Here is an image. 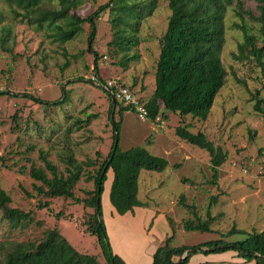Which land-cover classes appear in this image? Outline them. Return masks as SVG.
<instances>
[{"label":"rangeland","instance_id":"obj_1","mask_svg":"<svg viewBox=\"0 0 264 264\" xmlns=\"http://www.w3.org/2000/svg\"><path fill=\"white\" fill-rule=\"evenodd\" d=\"M107 1L78 0L70 13L84 17ZM150 1H138L142 18L133 34L135 43L126 51L108 45L115 36L116 27L108 9L100 14L92 46L98 54L96 72L93 69L94 54L87 49L88 23L82 24L75 37L60 42L48 26L38 28L35 23H29L32 14L29 17L23 15L21 22L20 17L13 16L4 0H0V35L10 30L8 45L11 47L10 51L0 47V91L9 92L0 95V156L4 160V165L0 164V187L11 197L10 207L32 212L33 216V222L27 228L12 229L0 210V242L38 239L43 230L57 225L71 245L95 255L106 264L97 237L82 229L87 219L86 211L91 208L68 200L65 203L62 198L49 200L45 194H38L33 183H40L27 171L32 163L43 166L40 150L45 151L48 160L60 169L64 167L59 159L62 148H72L78 160L89 158L96 165L106 157L112 143V117L108 118L111 101L93 77L98 75L105 81L119 79L140 97L148 98L153 92L161 37L170 10L168 0H153L151 9L147 5ZM240 1L243 18L232 9H228L225 16L220 57L226 70V81L206 120L162 110V117L155 121L149 118L141 121L134 111H124L120 116L115 108L114 120H121L120 148L144 147L151 154L165 157L169 163L162 171L140 170L138 196L151 209L163 212L174 221L173 246L219 238L237 241L250 232L264 229V120L253 109L256 92L264 97V72L252 56L239 55L238 45L243 40V33L237 27L244 25L254 31L257 2ZM42 6L59 8L57 0L44 1ZM135 53L138 58L129 61L125 67V59ZM61 96L64 98L59 105H45L34 99L53 101ZM75 120L80 125H74ZM177 124H189L193 132L203 131L209 140L227 151L214 183L211 182L207 151L175 135ZM110 179L111 169L104 182L106 189ZM90 184L79 180L74 188L75 195L84 197ZM213 196H216L215 201ZM106 198L104 194L101 206L109 230L118 236L116 246L128 247L137 243L140 234L135 224L122 219L117 226L111 225ZM180 198L196 211L180 205ZM45 201H49L50 206L38 205ZM61 207L66 217L58 219L56 212ZM207 212L213 216L212 232L182 228L183 222L195 215L206 220ZM155 226L158 233L164 232L165 226L167 235L172 233L170 225L164 221H157ZM233 228L240 231L230 233Z\"/></svg>","mask_w":264,"mask_h":264},{"label":"trees","instance_id":"obj_2","mask_svg":"<svg viewBox=\"0 0 264 264\" xmlns=\"http://www.w3.org/2000/svg\"><path fill=\"white\" fill-rule=\"evenodd\" d=\"M44 1L52 2L54 0H4L13 16L20 17L19 21L23 22V15L29 17L32 14V20H28V22L35 23L38 28L48 26L54 31V38L60 42L75 37L81 31L82 24L88 23L87 49L94 54L93 69L97 72L98 54L92 46L96 37V21L100 14L108 9L111 21L116 27L115 36L108 42V45H115L126 51L132 43H135L133 34L137 31L142 18L141 4L138 1L144 2L145 0H108L84 17L70 13V9L77 5L78 0H57L59 8L52 7L51 9L42 6ZM256 2L258 15L254 31L244 25L237 26L243 33V40L238 45V50L239 55L247 53L252 56L264 72V0H256ZM153 4L152 0L147 5L151 9ZM167 5L170 15L161 37L154 73L155 87L148 98L140 97V101L143 102L147 110V118L153 121L159 116L162 117V110L206 120L217 94L226 81V70L220 57L225 35V16L228 9H232L239 18H243V3L240 0H236L235 4L234 0H168ZM129 18L134 20L130 21ZM5 31L0 35V47L5 51H10L11 47L8 45L10 30ZM235 57L237 58V55ZM136 58H138V53L127 57L124 66L126 67L129 61ZM98 79L103 82L100 76ZM118 81L121 82L119 79ZM128 88L130 87L128 86ZM104 92L110 99L105 89ZM7 93L9 92L0 91V95ZM23 95L29 97L27 94ZM63 98L64 96H61L53 101L34 99L45 105H59ZM254 100L253 109L261 114L264 120V97H260L256 92ZM116 107L118 108L116 112L120 116L124 111H134L132 107L123 106L117 100L114 108L111 103L109 104L108 118L112 117L110 120L113 124L112 143L106 157L97 165L94 160L89 158L78 160L72 148H62L59 159L64 167L60 169L55 163L48 160L45 151L40 150L39 158L43 166L32 163L27 173L40 183H33V189L38 194H45L49 200L62 198L65 203L70 201L81 204L83 208H91L90 211H86L87 219L83 222V231L97 237L106 264H127L113 252L103 220L101 194L104 190L107 172L109 169L112 171L109 201L116 212L122 215L133 211L135 207L150 208L138 196L140 170L144 168L162 171L169 163L165 157L151 154L144 147L136 146L127 150L120 148L119 125L121 120H114ZM161 120L163 121V119ZM73 123L76 126L80 125L77 120ZM70 128L67 129L68 132ZM174 133L187 143L207 151L212 170L213 181L211 182L214 183L218 177L219 167L226 160L227 151L221 146L215 145L203 131H191L189 124H177L174 127ZM0 164L4 165L3 156H0ZM82 179L91 184L85 190V196L79 197L75 195L74 188L77 182ZM212 199L215 201L216 196H213ZM10 202L11 197L0 187V210L8 227L12 229L27 228L33 222L32 212L12 208L9 206ZM179 204L187 207L188 210L196 211L182 198H180ZM38 205L48 207L50 203L45 201ZM62 208L56 212L58 219L66 217ZM166 220L172 233L170 236L167 235L157 246L152 254L150 264H189V258L194 253L226 250L237 251L238 256L246 261L253 260L255 264H264V229L250 232L244 239L237 241H224L219 238L194 245L173 246L171 241L176 230L174 221L169 217H166ZM212 221L213 216L207 212L206 220L195 215L193 219H186L182 228L186 231L212 232L210 227ZM235 231L240 230L233 228L230 233ZM185 251L187 254L179 263ZM0 264L102 263L95 255L81 252L71 245L55 225L43 230L42 236L38 239L0 242Z\"/></svg>","mask_w":264,"mask_h":264},{"label":"crops","instance_id":"obj_3","mask_svg":"<svg viewBox=\"0 0 264 264\" xmlns=\"http://www.w3.org/2000/svg\"><path fill=\"white\" fill-rule=\"evenodd\" d=\"M110 179L109 181H111ZM111 185V182H110ZM110 186L104 190L101 194H105L106 198V210L109 215V220L111 225L117 226L116 223L122 219L132 222L139 228L140 239L137 243L130 244L128 247H123L122 245L116 246L118 243V236L111 232L106 224L105 211L102 207L103 220L106 226L107 234L109 237L110 245L114 253L118 254L127 264H143V260H146L144 264H150L152 260V254L157 248V246L162 242V240L167 236V227L165 226L164 232H156V222L164 221L167 223L164 213L158 212L154 209L148 207H135L133 211H128L122 215L118 214L115 208L111 205L108 194ZM119 224V223H118ZM168 224V223H167ZM169 225V224H168ZM115 226V229L117 228ZM255 264L252 261H246L239 257L237 251L226 250L221 252H197L190 256L189 264Z\"/></svg>","mask_w":264,"mask_h":264},{"label":"built area","instance_id":"obj_4","mask_svg":"<svg viewBox=\"0 0 264 264\" xmlns=\"http://www.w3.org/2000/svg\"><path fill=\"white\" fill-rule=\"evenodd\" d=\"M98 78V75L93 77L94 82L97 85L102 86L104 89L111 90L115 96V100L120 102L121 105L132 107L139 120L144 121L147 119V110L143 102L140 101V96L135 94V92L128 88V86L123 85L116 78L107 79L106 81L103 80V82H101Z\"/></svg>","mask_w":264,"mask_h":264},{"label":"water","instance_id":"obj_5","mask_svg":"<svg viewBox=\"0 0 264 264\" xmlns=\"http://www.w3.org/2000/svg\"><path fill=\"white\" fill-rule=\"evenodd\" d=\"M105 90L108 92V94H109V96H110V99H111L112 107L114 108L115 105H116L115 96H114V94H113V92H112L111 90H109V89H105ZM111 115H112V113H111ZM115 146H116V144H115ZM105 168H106V167H105ZM186 254H187V251H185V252L182 254L179 263L181 262L182 258H183Z\"/></svg>","mask_w":264,"mask_h":264}]
</instances>
